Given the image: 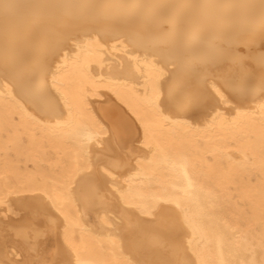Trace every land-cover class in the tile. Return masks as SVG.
Returning <instances> with one entry per match:
<instances>
[{"label":"bare ground","instance_id":"obj_1","mask_svg":"<svg viewBox=\"0 0 264 264\" xmlns=\"http://www.w3.org/2000/svg\"><path fill=\"white\" fill-rule=\"evenodd\" d=\"M0 210V264H264V0H0Z\"/></svg>","mask_w":264,"mask_h":264},{"label":"rangeland","instance_id":"obj_2","mask_svg":"<svg viewBox=\"0 0 264 264\" xmlns=\"http://www.w3.org/2000/svg\"><path fill=\"white\" fill-rule=\"evenodd\" d=\"M0 216H1L2 218H4V217H3V211H2V210H0ZM8 216H9V218L7 217V218L3 219L5 222H6V221L9 222L10 219L12 220V219L19 218V216L16 217L14 214H8ZM146 225H148V224H146Z\"/></svg>","mask_w":264,"mask_h":264}]
</instances>
